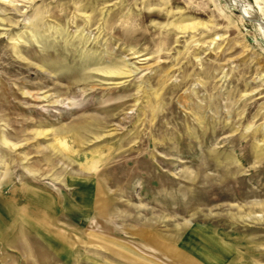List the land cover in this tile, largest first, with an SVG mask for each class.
Masks as SVG:
<instances>
[{
    "label": "rangeland",
    "instance_id": "374dc122",
    "mask_svg": "<svg viewBox=\"0 0 264 264\" xmlns=\"http://www.w3.org/2000/svg\"><path fill=\"white\" fill-rule=\"evenodd\" d=\"M0 199V264H264V0H0Z\"/></svg>",
    "mask_w": 264,
    "mask_h": 264
},
{
    "label": "crops",
    "instance_id": "0c3cea01",
    "mask_svg": "<svg viewBox=\"0 0 264 264\" xmlns=\"http://www.w3.org/2000/svg\"><path fill=\"white\" fill-rule=\"evenodd\" d=\"M27 197H28V199H30V201H28L29 208H32V207L35 208L36 209V212H38V214L40 216L39 217L37 215L36 216H32V214H30L28 216L27 214L23 213L22 217L26 219L25 221H30L28 218H39L40 220L34 221L35 224L49 226L52 223L51 222L52 218H42L41 215H47V214H49V212H53L54 213L55 212L54 211V208H55L56 205L54 203L51 204V205H50V203L47 204L46 201L43 200L44 199L43 197H41L40 195H37L35 193H33V194L32 193H29V194H27ZM37 197L40 198L41 201H38V200H34L33 199V198H37ZM2 201L3 200L0 199V215H2V212L4 211L3 210V208H4L3 205L4 204H3ZM23 210H25V209H23ZM1 219H3V218H1ZM6 221H7V218H6ZM6 221H3L2 222L3 224L0 222V227L6 225ZM0 236H2V238L5 237V236H3V234H1V232H0Z\"/></svg>",
    "mask_w": 264,
    "mask_h": 264
}]
</instances>
